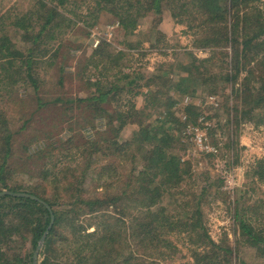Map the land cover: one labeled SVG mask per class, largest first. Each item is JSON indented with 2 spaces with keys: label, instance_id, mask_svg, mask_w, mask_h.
<instances>
[{
  "label": "trees",
  "instance_id": "16d2710c",
  "mask_svg": "<svg viewBox=\"0 0 264 264\" xmlns=\"http://www.w3.org/2000/svg\"><path fill=\"white\" fill-rule=\"evenodd\" d=\"M10 2L0 0V192L29 193L37 199L14 194L0 196V264H34L35 251L51 223L52 214L54 224L39 252L37 264H61L62 257L67 255L69 260L72 251H75L76 260L63 264H108L111 254L106 249L107 244L120 241L123 245H130L127 236L133 235L138 238L135 239L137 244L154 246L157 227L173 230L178 226L181 228L179 232L188 237L189 246L190 242L194 244L193 252L198 264H230L228 257L235 253V247L220 245L208 233L201 207L205 189H201L199 194H180L183 183L179 181L185 180L192 172L189 162L184 161L173 146L178 138V125L192 121L203 126L202 122L210 119V116L203 115L200 106L193 102L182 108L183 115H177L172 110L179 103L174 95L176 93H168L164 88L173 87L177 93L182 90L183 94L191 95L194 94L191 86L197 83L202 84L204 90L209 88L215 95L220 81H223L229 85L228 103L225 106L229 104L231 124L235 120L239 124L243 121L264 123V51L259 63L251 62L255 57L247 61V49L264 45L262 0ZM167 10L178 23L186 25L187 32H192V45L209 49L210 55L199 57L192 50L186 51L190 59L183 65L184 73L176 76H170L171 71L166 73L163 68H158L149 76L136 74L126 60L127 55L131 54L128 51L141 44L140 41L135 43L136 30L143 22L150 21L147 19L150 15L163 14ZM251 11H254L253 14ZM101 13L112 15L124 36L131 40L127 44L128 51L115 49L108 41L100 42L87 57L86 65H91L95 70L85 81L89 94L70 99L61 94L66 86L67 69L55 58L61 50L59 47L63 48V39L75 25L82 23L94 27ZM250 17H254L251 23H261L258 30H249ZM149 36L153 41L152 47L164 52V47L155 44L163 39L161 30L153 29ZM165 64L168 65L166 61ZM217 64L219 71H215ZM248 64L250 67H247ZM193 75H202L203 78L199 81ZM141 81L144 83L141 84ZM140 85L148 87V91L144 104L139 108L134 98L138 93H143L138 91ZM21 87L23 91L19 90ZM8 93H18L17 97L21 96L19 93H34L37 108L30 115L27 113L25 118L12 119L14 114L19 113H7L3 102ZM40 93L47 95L44 98ZM49 93L55 95L47 100L52 97ZM216 96L219 98V95ZM113 100L119 101L118 105ZM55 103L64 106L63 113L70 121L80 119L79 115L73 113L76 108L89 112L98 108L97 115L87 120H101L105 124L94 137H85L82 131H76L74 137L60 140L56 147L49 145L39 152L41 158H52L55 151L59 154L58 159L52 161L54 167L46 177L60 183L67 180L57 187L64 193L63 202L50 201L45 197L43 188L37 192L34 184V187L31 184L23 186L22 181L8 177V171L12 169L15 138H29V126L36 120L35 113L56 106ZM72 103L74 106L69 107ZM213 105L205 103V107ZM142 115L147 117L138 121ZM13 120L21 122L20 127L14 129L11 124ZM128 124H137L134 134L129 139H119L121 130ZM142 145L145 148L143 152L139 148ZM73 150L77 159L76 155L69 153ZM68 160L76 162L66 164ZM126 163L131 164L130 170L125 169ZM180 167L182 174L179 176ZM68 172L74 179L80 177L84 180H77L74 185L68 180ZM251 172L252 176L257 175L258 179L264 181V159H258L249 169ZM99 181L104 184L103 193L100 194L96 188L90 195L81 192L84 184L93 186L98 185ZM172 181H177V184L173 185ZM209 183L212 185V180ZM74 186L76 191L72 192ZM102 208L105 210L101 211ZM91 213H94V217L107 216L115 221L101 219L100 229L84 234L85 229L80 228L76 220ZM234 213L235 227L239 226L238 237L244 240L242 245L247 244L264 253V226L256 228L237 207ZM59 227L71 232V240L67 237L64 242L68 244L62 248L56 247L55 236ZM72 239L77 241L75 245L78 244L79 249ZM20 240H28L31 248L21 252L22 248L13 247L12 244ZM87 245L93 249L91 256L82 254ZM200 246L204 248L199 249ZM10 250L19 253L9 254ZM123 252L124 247L116 252L122 256L119 264H134L131 262L133 255H123Z\"/></svg>",
  "mask_w": 264,
  "mask_h": 264
},
{
  "label": "rangeland",
  "instance_id": "374dc122",
  "mask_svg": "<svg viewBox=\"0 0 264 264\" xmlns=\"http://www.w3.org/2000/svg\"><path fill=\"white\" fill-rule=\"evenodd\" d=\"M4 1H11L10 4H13L24 0ZM260 7L263 9L261 14L264 17V0L260 3ZM251 12L253 14L254 11ZM147 19L150 21L140 24L135 34V43L140 41L141 44L136 45V49L129 51L127 50L129 48L127 44L131 40L124 36L119 27L115 26L117 24L116 20L110 14L101 13L98 24L94 27H88L82 23L75 25L63 39V48L59 47L61 50L57 58H55L59 64L65 65L67 69L66 86L64 93L61 94H64L68 98L70 97V99L85 97L89 94L85 81L95 70L91 65L87 66L86 62L90 52L96 48L94 46L95 40H99L100 42L103 40L108 41L115 49H122L131 53L126 57L129 65H131V70L136 71V74L143 75L144 73V76H149V74L154 73L158 68H163L166 73L167 71H171L170 76L184 73L182 70L183 65L190 59L186 51L192 50L199 57L210 55L209 49L198 48L192 45V32H187L188 28L186 25L178 23L168 10L163 12V14L150 15ZM251 20L254 21V17H250L249 28L251 29L249 30H258L261 23L256 25L253 22L251 23ZM153 29L154 31L160 29L163 34L162 41H156L155 44L159 45L158 47H164V52L152 47L153 41L150 39L149 34ZM250 33H253V31H250ZM247 50V61L249 62L250 57H255L251 62L257 61L256 63H259L264 51V45ZM165 61L168 65L165 64ZM215 67H217L215 71H219L220 66L218 67L217 64ZM247 67H250V64ZM135 73L133 76L136 75ZM262 76L264 78V74ZM192 77L197 78L199 81L203 78L202 75L200 77L199 75H193ZM220 82L218 90L215 91L218 94L216 93L215 95H213L214 93L209 88L204 90V86L202 87V84L197 85V83L196 85L192 84L191 89H193L194 94L191 95L183 94L182 90L180 92L183 95H181L173 87L165 86L164 88L168 93H176L174 95L179 103L172 110L177 115H183L184 109L182 108L187 103L193 102L200 106L203 115L210 116V119L202 122L204 127L194 124L192 121L187 122L185 125H178V138L173 146L181 154L184 161L189 162L188 164H190L192 172V175L186 176L185 180L181 179L179 181L183 183L180 194L183 196L186 193L199 194L201 189H205V194L201 198V207L205 216L208 233L220 245L235 247V253L228 257L231 260L230 264H264L263 252L255 247L246 246L247 244L245 246L242 245L244 240L238 237L240 235L239 226L235 227L236 222L234 221V212L237 207V209L249 217L256 228L264 226V181L258 179L257 175L252 176V172L249 173V169L258 159H264V123L257 124L256 121H243L239 124L235 120L231 124V117L228 113L229 104L225 106L228 103L229 85L223 83V81ZM143 83L144 81H141V84ZM23 89L21 87L19 90L23 91ZM134 91H137V89ZM138 91H143V93H138L134 98V102L140 108L144 104V97L148 91V87L140 85ZM131 93H128V95H131ZM17 94L8 93L3 102L8 114L11 115L16 113V111L19 113L18 115L14 114L12 119L16 117L20 118V116L25 118L27 113L30 115L37 108V100L34 93H19L20 97H17ZM40 95L45 98L47 93H40ZM49 95H52V97L46 98L47 100L53 98L55 93H49ZM216 95H219V98ZM46 99L44 100L46 101ZM236 101H240V99H236ZM206 102L214 103L213 107H205ZM113 103L118 105L119 101L113 100ZM68 106L71 107L74 104L72 103ZM62 109H64L62 104H56V106L46 107L42 111L35 113L34 118L36 120L31 122L29 126V138H15L13 154L11 156L12 169L8 171L9 178H13L15 181H22L23 186L29 184L33 186L34 184L37 187L34 190L37 192L43 188L45 197L50 201L58 202L64 201V198H62L64 193L57 187L67 182V180L62 183L59 181L54 182L51 178L46 177V175L54 167L52 163L58 159L59 154L55 151V155L52 158H41L39 152L46 149L49 145L56 147L60 140L66 141L69 137H74L77 133L76 131H82L85 137H94L95 133L104 128L105 125L101 120L99 122L97 120V124L96 122L87 120L97 115L98 108L94 109L93 112L76 108L73 113L79 115L80 118L76 121H70ZM145 117L147 116L142 115L138 121L145 120ZM78 120L80 121L76 123ZM11 124L14 129H17L22 123L13 120ZM135 125L137 124H128V126L122 129L119 139L131 138L135 132ZM232 140L234 144H232ZM205 146L210 147L212 149L211 152H207ZM139 148L142 152L145 150L143 145ZM69 153L76 155L77 159V154H74L75 150L69 151ZM73 155L68 158H71ZM15 157H17V160ZM75 162L76 160H68L66 164ZM124 167L126 170H130L131 164L126 163ZM178 172L180 176L182 174V167L178 169ZM68 175V180L70 179L74 185H76L77 180H84L80 177L74 179L69 172ZM210 180H212V185L209 183ZM94 181L96 183L97 178ZM85 182L90 181L85 180ZM175 184H177V181L173 183V185ZM103 185L100 181L98 185L93 186H86L84 184L80 190L85 195H90L95 192L96 188L101 194L104 191ZM73 191H76V186L73 187ZM104 210L102 208L101 211ZM109 211L111 210L109 209ZM93 214L82 215L80 219L76 220V224H80V228L85 229L83 231L84 234L93 232L97 228L100 229L99 221L101 219L115 221L111 217H94ZM180 229L179 226L173 230L157 227L158 235L155 238L154 246L149 244L143 247L137 244L138 241L136 242L135 239L138 238L137 236L133 237V235L127 236V241H129L130 245H123L120 241L118 243H109L106 247L111 254L108 264H119L122 256L116 252L120 251L122 247H124L123 255H133L131 262L134 264H198L193 252L194 244L190 242L189 246L188 237L180 233ZM69 231L64 230L63 227L58 228L55 236L56 247L61 246L62 248L68 244L64 240L67 237L71 240V232ZM72 242L75 245L77 241L72 239ZM12 245L13 247L17 246L19 250L22 248L21 252L31 248L28 240H20L18 243H13ZM114 245L116 247L113 249ZM75 246L78 248V244ZM87 246V249L82 251V254L91 256L93 249L91 246ZM66 247L69 251L71 250L70 247ZM198 248L202 249L204 247L200 246ZM8 253L19 252L10 250ZM72 259L73 261L76 260L75 251H72L69 260L67 255H64L60 262L63 264L66 261L70 262Z\"/></svg>",
  "mask_w": 264,
  "mask_h": 264
},
{
  "label": "water",
  "instance_id": "95a60500",
  "mask_svg": "<svg viewBox=\"0 0 264 264\" xmlns=\"http://www.w3.org/2000/svg\"><path fill=\"white\" fill-rule=\"evenodd\" d=\"M4 194H14V195H17V196H21V195L22 196H29V197L37 199V197L35 195L29 194V193L12 192V191H9V190H4V191L0 192V196L4 195ZM53 224H54V215L52 214L51 223H50L48 229L46 230L45 235L40 239L39 245H38V247H37V249L35 251V254H34L35 262H34V264H37V258L39 257V252L42 250L43 243H44V241L46 239V236H47L50 228L53 226Z\"/></svg>",
  "mask_w": 264,
  "mask_h": 264
},
{
  "label": "built area",
  "instance_id": "2783aa9c",
  "mask_svg": "<svg viewBox=\"0 0 264 264\" xmlns=\"http://www.w3.org/2000/svg\"><path fill=\"white\" fill-rule=\"evenodd\" d=\"M115 26H117V28L119 27V24L117 23V24H115ZM99 43H100V41L99 40H95V42H94V46L95 47H97L98 45H99ZM205 150L207 151V152H211V148L210 147H208V146H205ZM213 152V151H212Z\"/></svg>",
  "mask_w": 264,
  "mask_h": 264
}]
</instances>
